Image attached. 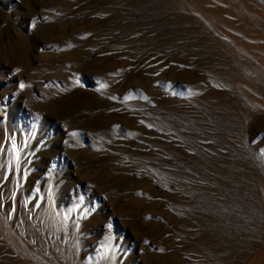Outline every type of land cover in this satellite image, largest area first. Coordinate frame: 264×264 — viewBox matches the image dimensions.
<instances>
[{
  "label": "rangeland",
  "instance_id": "374dc122",
  "mask_svg": "<svg viewBox=\"0 0 264 264\" xmlns=\"http://www.w3.org/2000/svg\"><path fill=\"white\" fill-rule=\"evenodd\" d=\"M0 264H264V0H0Z\"/></svg>",
  "mask_w": 264,
  "mask_h": 264
},
{
  "label": "snow or ice",
  "instance_id": "6c2138e0",
  "mask_svg": "<svg viewBox=\"0 0 264 264\" xmlns=\"http://www.w3.org/2000/svg\"><path fill=\"white\" fill-rule=\"evenodd\" d=\"M21 87H23V85H21ZM12 147L14 150H16V145L14 143H13ZM16 158H17V160H19V151L18 150H16Z\"/></svg>",
  "mask_w": 264,
  "mask_h": 264
}]
</instances>
